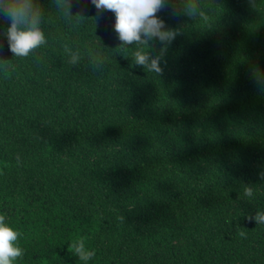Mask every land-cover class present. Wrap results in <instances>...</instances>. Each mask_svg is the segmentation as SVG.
<instances>
[{
	"label": "trees",
	"instance_id": "1",
	"mask_svg": "<svg viewBox=\"0 0 264 264\" xmlns=\"http://www.w3.org/2000/svg\"><path fill=\"white\" fill-rule=\"evenodd\" d=\"M33 6L45 42L27 56L0 16L13 264H264V0H170L160 73L134 53L161 43L122 42L113 10Z\"/></svg>",
	"mask_w": 264,
	"mask_h": 264
},
{
	"label": "clouds",
	"instance_id": "2",
	"mask_svg": "<svg viewBox=\"0 0 264 264\" xmlns=\"http://www.w3.org/2000/svg\"><path fill=\"white\" fill-rule=\"evenodd\" d=\"M97 8L113 10L116 16L115 30L119 39L125 44L139 42L141 44L158 40L161 48L156 56L143 49H137L134 60L137 65L146 66L149 71L160 73L161 62L167 46L177 35V30L167 27L163 18L157 15L170 0H92ZM0 16L9 21L7 38L10 50L16 56H27L45 42V34L38 26L39 10L34 8L33 0H0ZM78 60L77 55L71 56V62ZM257 84L264 87V77L257 79ZM258 223H264V212L255 216ZM18 232L12 228L3 215H0V264H13L23 255V250L17 243ZM75 253L82 260H88L93 255L83 241L74 246Z\"/></svg>",
	"mask_w": 264,
	"mask_h": 264
}]
</instances>
